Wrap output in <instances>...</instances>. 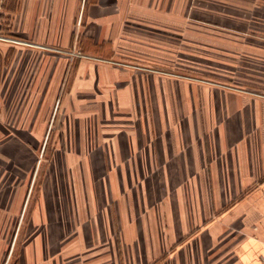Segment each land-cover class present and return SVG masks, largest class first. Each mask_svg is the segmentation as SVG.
Segmentation results:
<instances>
[{
    "label": "crops",
    "instance_id": "1",
    "mask_svg": "<svg viewBox=\"0 0 264 264\" xmlns=\"http://www.w3.org/2000/svg\"><path fill=\"white\" fill-rule=\"evenodd\" d=\"M199 38L205 52H234L236 58L227 56L238 68L264 67V0H0V95L9 84L11 95L14 85L34 84L37 67L44 68L39 82L48 83L64 57L47 52H79L85 59L75 61L76 80L90 82L93 91L87 113L108 125L98 129L97 148L87 154L81 129L77 153L70 151L74 187H67L69 159H56V187H47L48 198L32 211L35 224L26 222L21 264H264V140L255 143L263 148L258 163L244 156L242 102L230 144L235 150L229 155L222 141L223 156L216 151L213 158L211 143L206 146L202 135L199 140L189 119L182 129L185 115L168 98L197 95V81L160 70L164 64L153 55L180 51L183 41L196 46ZM136 54L143 60H131ZM141 95L168 96L153 105ZM83 99H75L78 106ZM245 110L249 125L264 116L259 102ZM10 146L0 147V203L4 173L19 162ZM208 155L219 164L218 192L210 185L215 175ZM32 190L33 184L23 213ZM215 193L218 205H212ZM210 212L217 218L208 221ZM23 221L15 224L6 264Z\"/></svg>",
    "mask_w": 264,
    "mask_h": 264
},
{
    "label": "rangeland",
    "instance_id": "2",
    "mask_svg": "<svg viewBox=\"0 0 264 264\" xmlns=\"http://www.w3.org/2000/svg\"><path fill=\"white\" fill-rule=\"evenodd\" d=\"M199 39L201 41H196V46L191 44L188 46L187 41H183L185 45L182 44L179 47L180 51L153 54L158 58V62L164 64L163 69L160 70L177 77L197 81L195 83L197 95H171L168 97L169 100L174 99L175 106L185 115L179 121L180 125L184 130V126L189 119V123L192 122L199 140L204 137L206 146L209 142L211 143L213 158H215L216 151L223 156L225 149L221 147V145L223 146L222 141L226 142L228 147L226 151L230 155L231 151L235 150L230 147L233 146L230 144L235 145L231 140H235L238 135L235 126L237 123L236 113L239 110H236V108L237 105L243 102L244 108L241 110L243 111L242 124L246 128L244 134L239 132L241 134L239 139L242 140L240 141L242 145L249 144L248 149L247 147L244 148V156L246 154L247 158L251 157L252 161L258 163L259 154L261 150L263 151V148L260 149L255 143L260 139L264 140V116L259 124L249 125L251 112H248L245 108L249 103L259 102L264 109V67L260 69L238 68L232 64L227 56L231 55L230 58H236L234 52L221 53L217 50L205 52L204 49L207 48V45H204L202 38ZM192 47L196 50H191ZM47 53L52 55V59H59L57 57L60 56L64 57L63 59L60 57L62 67L54 70L52 77H46L48 83L39 82L40 79L44 80L37 77L44 72V68L37 67L35 69L34 84L20 83L14 85V89L18 86L15 95H11V85L9 84L7 90H4V95H0V147L12 144L13 147L10 146V149L14 151L15 157H19V160H17L19 162L14 163V165L11 164L9 166L10 172L4 173L3 176L5 178L3 181L5 199L3 203L1 202L2 206L0 205V257L3 256L2 259L0 258V264L7 263V252L11 244L15 224L19 218L22 220L24 217L23 222H25V225L23 224L21 227L14 254L8 264L22 263V249L27 236L26 222L31 219L30 225L35 224L37 218H35L32 211L46 199L45 191L47 187L51 185L56 187V182L53 185V180L57 176H55V172H57L55 169L59 168L56 159L60 157L69 159L66 175L68 177L67 187H74L75 180L71 177L74 176L73 172L76 171V164L72 162L71 157L77 153L75 144L80 145L81 143V129L83 131L82 139L85 143L82 149L84 154H87L91 153L93 148H97L98 139L96 134L98 129L108 126L105 118L100 119L102 123H98L96 119H93L91 113H87L91 112V109L87 107L92 103V84L77 81L76 79L81 70L74 68L75 61L85 59V57L79 52ZM220 55L226 61L223 59L221 60L223 62H219ZM129 57L136 62H140L144 58L138 56V54ZM46 58L48 59L49 56ZM43 59V53L38 51L36 60L42 62ZM171 64H174V67H167ZM253 70L257 73L253 74ZM83 71L90 74L92 69L85 67ZM204 82L213 84L207 85ZM204 92H208L209 95H203ZM211 92H218L221 95H213ZM166 96L168 95H156L159 99L158 103H162V98ZM80 97L85 99L79 100L78 106L75 99ZM86 97H90L87 102ZM156 97L155 95H141L142 101H145L146 98L147 102L153 105H157ZM58 101L59 104L57 105ZM76 107L79 110L83 109L84 113L76 115ZM55 109L57 112H55ZM54 113H56V117L51 125ZM75 126H77V130ZM260 127H262V130ZM49 128L51 133L46 150L43 153V144H45ZM222 128L225 131H221ZM223 134L226 136L223 137ZM200 135L202 136L200 137ZM221 137L223 139L220 142L218 138ZM206 142L208 143L206 144ZM70 151H74V154H71ZM207 168H212L215 178H211L209 181L212 189L218 192L219 164L210 160ZM192 182L190 181V183ZM32 184L33 190L28 208L23 213L21 208L24 194L28 188H31ZM215 194L211 198L212 205H218L220 201L218 193ZM205 198L207 202L209 197L205 196ZM199 199L200 197L196 198L198 202ZM217 215L218 212H210L208 221L217 218ZM2 216L4 217L3 220L1 219Z\"/></svg>",
    "mask_w": 264,
    "mask_h": 264
}]
</instances>
